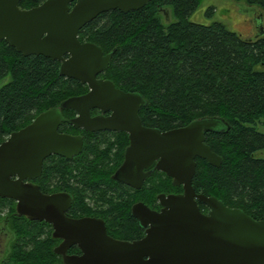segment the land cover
<instances>
[{"label": "water", "instance_id": "95a60500", "mask_svg": "<svg viewBox=\"0 0 264 264\" xmlns=\"http://www.w3.org/2000/svg\"><path fill=\"white\" fill-rule=\"evenodd\" d=\"M20 1L0 0V40L24 56L42 55L59 61V75L89 87L87 93L43 110L0 142V198L16 201L17 216L53 224L52 236L62 239L54 252L63 259V263L54 264H264V220L229 207L215 196L197 193L192 186L196 158L220 165L221 157L205 142V133L222 132L225 122L201 117L163 131L143 127L138 116L139 107L145 104L143 96L97 78L114 50L104 55L100 46L78 39L79 30L100 13H126L150 0H43L30 8H22ZM163 13L169 17V11ZM66 54L68 57H63ZM91 107L110 109L112 114L90 118ZM69 109L78 114L67 120L75 127L119 128L129 133L130 143L117 179L138 188L150 173H143V168L157 160L155 168L170 177L174 186L182 187V192L158 195L160 212L142 203L133 206L132 215L140 224L151 225L144 238L114 239L100 220L69 219L64 214L69 195L42 193L32 182L50 154L71 159L80 153L81 137L58 131L66 120L62 111ZM199 203L208 208L206 213ZM72 243H78L81 255L65 253ZM146 255L148 259H144Z\"/></svg>", "mask_w": 264, "mask_h": 264}, {"label": "trees", "instance_id": "16d2710c", "mask_svg": "<svg viewBox=\"0 0 264 264\" xmlns=\"http://www.w3.org/2000/svg\"><path fill=\"white\" fill-rule=\"evenodd\" d=\"M41 1L21 0L19 5L30 8ZM201 1L150 0L126 13L103 12L82 27L78 39L91 40L105 51L115 48L103 76L143 96L140 117L151 125L167 130L201 117L223 120L222 132L205 133V142L221 163L215 167L196 158L192 186L197 193L264 220V24L261 35L248 40L218 21L192 22L188 18ZM236 1L257 7L264 20V0ZM162 9L169 11L168 18ZM206 14L211 15L212 8ZM58 66L42 55L24 56L0 40V142L43 110L59 107L86 89L59 75ZM63 115L70 112L63 110ZM60 128L70 127L65 123ZM89 156L78 155L69 167L59 162L47 169L44 163L41 178L46 182L49 175L68 174L89 184L88 177L73 174ZM176 191L181 188L160 172V193ZM156 192L149 190L152 198ZM117 214L124 216L123 225L135 226L127 210ZM0 218L13 233L2 264L53 262L56 256L47 243L54 240L41 223L17 217L14 202L6 198H0Z\"/></svg>", "mask_w": 264, "mask_h": 264}, {"label": "flooded vegetation", "instance_id": "af4514ba", "mask_svg": "<svg viewBox=\"0 0 264 264\" xmlns=\"http://www.w3.org/2000/svg\"><path fill=\"white\" fill-rule=\"evenodd\" d=\"M80 42L95 43L88 39L80 40ZM95 44L98 45L97 43ZM100 48L102 49V53L104 55L109 53L111 50L115 51V48L107 51L103 50L101 46ZM63 57L67 58L68 55L66 54ZM104 71L98 73L97 78L110 80L107 77L103 76ZM83 85L86 87V89H84L83 92L79 93V95L85 94L89 91V87L87 86V84ZM116 88L125 92H134L133 90L122 89L120 87ZM142 106H140L138 110V116L140 118L141 125L146 128H155L161 130L160 127L151 125V122H148V120H143L140 117L139 111ZM66 111H69L70 115L64 116L62 111V115L66 120L59 125L58 131L71 135H79L81 137L82 147L78 155H86L87 153L88 155L90 154V156L83 163H79L80 171H75L73 174H76L78 178L81 176H83L84 178L88 177L87 181L89 184L76 180V177L68 176V174H66V178L49 175L50 177H48V180L46 179V182L43 181L44 179L41 177L43 173L44 163H46L47 169H55L56 165L59 162L62 164H66V166L69 167L71 165H69V163L78 156L74 155L71 159H67L66 157L60 156L58 154H50L43 160L41 174L34 180H32V182L39 186V189L42 193H67L69 195L70 204L64 212L67 218H91L100 220L105 227L107 235L114 239L134 241L144 238L147 235V230L150 229L151 225L149 222H147L146 225L142 226L140 224V221L132 215V208L135 204L142 203L146 205L150 210L160 212L161 205L158 195L160 194V172L162 171L155 168L157 160H154L147 167L143 168V173H150L142 180L141 186L138 188L126 183L121 179H117L116 172L124 161L126 149L130 143L129 133L119 128L87 130L84 127H75L72 124L68 123L67 120L77 116L78 114L70 109ZM88 113L90 118L99 116L105 118L112 114V110H102L99 107H91L88 109ZM65 123L68 124L70 128L61 129V125ZM74 166L75 165H73V167ZM179 187L181 188V191L168 192L165 194L182 192V187ZM154 189H156V191L159 190V192L154 193V197L152 198L149 194V190ZM10 200L14 202L15 213L16 201L13 199ZM199 207L203 213H206V211L208 210L205 205L204 207H202L200 203ZM119 210H122V212H125V210L128 211V215L135 221L134 227H130L127 224L123 225L121 223V220H123L124 216L117 214ZM29 221H32L33 224H35L38 220ZM38 222L41 223L42 226H44L46 230L45 235L50 234V237L54 240V242L48 240L47 243L48 247L51 248L52 252L56 256V258H54L53 262H51L50 264L63 263L62 256L54 252V248L61 243L62 239L52 236V232L54 229L53 224L46 221ZM12 240L13 233L9 227V222L0 218V264H2L7 258L12 247ZM25 244L26 243H22L23 248L26 246ZM65 253L67 255H81L83 252L78 243H72L65 250ZM148 258L149 257L147 255L144 256V259Z\"/></svg>", "mask_w": 264, "mask_h": 264}, {"label": "rangeland", "instance_id": "374dc122", "mask_svg": "<svg viewBox=\"0 0 264 264\" xmlns=\"http://www.w3.org/2000/svg\"><path fill=\"white\" fill-rule=\"evenodd\" d=\"M209 8H212L211 15L206 14ZM188 19L200 24L221 22L229 30L248 40H255L260 36L264 24L262 13L257 7L236 0H202Z\"/></svg>", "mask_w": 264, "mask_h": 264}]
</instances>
